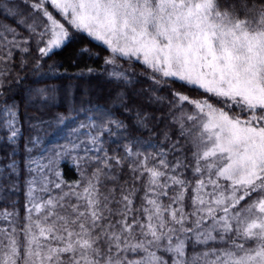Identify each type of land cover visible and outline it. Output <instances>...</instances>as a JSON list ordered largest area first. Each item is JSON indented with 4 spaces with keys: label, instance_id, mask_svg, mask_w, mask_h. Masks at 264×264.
<instances>
[{
    "label": "snow or ice",
    "instance_id": "obj_1",
    "mask_svg": "<svg viewBox=\"0 0 264 264\" xmlns=\"http://www.w3.org/2000/svg\"><path fill=\"white\" fill-rule=\"evenodd\" d=\"M0 264H264V0H0Z\"/></svg>",
    "mask_w": 264,
    "mask_h": 264
},
{
    "label": "trees",
    "instance_id": "obj_2",
    "mask_svg": "<svg viewBox=\"0 0 264 264\" xmlns=\"http://www.w3.org/2000/svg\"><path fill=\"white\" fill-rule=\"evenodd\" d=\"M93 50L95 51V48H93ZM103 55H104V53H101V60L103 59ZM64 56L65 57H70V52L69 53H65ZM63 58L64 57H53V59H63ZM48 63L50 64V63H52V61L50 60V61H48ZM66 64L70 65L71 64V60L70 59L66 60ZM96 66L97 67L100 66V61H96ZM69 70L70 71H74L75 70L74 66L70 67ZM93 86H95V84ZM82 87H85V85H82ZM67 134H68V129L65 128L64 131L61 132L59 134V136H57L55 139L56 140H60V141H64V139H65ZM53 142H55V141H53ZM66 167H67V177L66 178H68V179L76 178L75 177V173L72 171L71 167L70 166H66Z\"/></svg>",
    "mask_w": 264,
    "mask_h": 264
}]
</instances>
